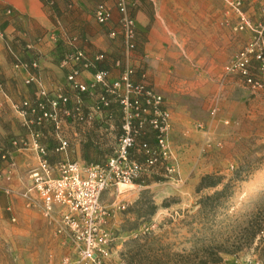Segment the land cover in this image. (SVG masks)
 Listing matches in <instances>:
<instances>
[{"label": "rangeland", "instance_id": "rangeland-1", "mask_svg": "<svg viewBox=\"0 0 264 264\" xmlns=\"http://www.w3.org/2000/svg\"><path fill=\"white\" fill-rule=\"evenodd\" d=\"M43 1L50 23L70 26L78 34L94 29V10L105 0ZM106 1L113 9L110 0ZM127 1L131 17L141 7L151 18L157 12H169L164 9L167 1ZM216 1L219 8L229 7L225 0ZM242 1L256 10L251 18L260 24V0ZM6 13L13 15L14 10ZM250 31L242 49L253 39ZM135 50L127 51L124 45L127 65L137 74L142 64L132 62ZM224 69L218 71V80L186 78L175 85L160 80L155 85L141 74L140 82L160 93L171 120L174 115L179 121L174 147L170 140L176 160L158 164L134 186L120 185L104 193L102 202L113 214L109 264H264V71L258 62L252 63V73L262 83L253 90ZM192 70L194 67L188 70L182 64L183 75ZM111 143L114 146L116 139ZM168 166H174L176 172L168 173ZM209 176L220 183L198 191L202 179ZM115 201L130 211L121 232L113 225ZM6 203L0 194V264H62L65 257L56 259L50 252V234L45 236L44 231L39 237L41 230L33 226L39 213L23 207L12 222ZM135 214L143 219L137 221ZM254 218L262 221L261 231L250 243L248 227ZM114 237L121 244L122 255L114 253ZM39 243L41 249L35 251Z\"/></svg>", "mask_w": 264, "mask_h": 264}, {"label": "crops", "instance_id": "crops-1", "mask_svg": "<svg viewBox=\"0 0 264 264\" xmlns=\"http://www.w3.org/2000/svg\"><path fill=\"white\" fill-rule=\"evenodd\" d=\"M163 1H167L164 9H168V13L157 12L151 18L141 7L132 16L136 28V50L131 56L132 62L136 65L142 64V71L133 77L136 83H141L142 73L147 79L154 80L155 85L159 80L168 85L186 78L218 80V71L229 63L251 37L249 28L243 31L238 28L241 14L252 25L259 21L252 20L251 15H256V10L246 6L242 0H239L242 3L241 14L227 2L229 7L219 8L216 0ZM110 2L113 6V18L108 26L101 27L93 23V30H82L76 34L70 26L65 28L50 23L48 8L43 0H0V83L3 88L0 93V146L14 151L17 166L10 183L5 178L0 179V194L6 199L12 217H16L17 211L25 207L19 191L30 184L29 171L38 166L40 161L39 153L31 146L19 152L13 150L12 146L15 139L25 138L30 144L32 141L31 132L24 126L25 119L16 110V105L21 102L33 101L38 90L36 83L26 84V81L35 76L47 91L68 95L71 98L70 106H73L78 95L68 85L70 66L63 67L62 62L75 50H83L90 56L105 53L106 59L100 63L99 68L110 72V81L118 80L128 66V61L124 57L123 40H111L107 36L108 31L119 27L121 17L114 6V0ZM259 4L258 15L261 14L263 2L260 0ZM7 9H13V15H8ZM118 61L120 66L116 65ZM34 63H37L36 68L33 67ZM182 64L185 69L191 70L194 67V70L183 75ZM79 79L89 83L93 80V74L83 71ZM81 96L85 99V109H89L96 101L95 95ZM178 122L173 115L170 135L172 145L176 128L179 127ZM120 127L121 113L116 105L99 116L92 125L66 122L61 131L69 146L61 152L55 151L59 141L53 124H46L41 128L33 127V130L40 132L39 142L47 149L48 161L55 168L61 162L105 164L111 157V140L119 137ZM147 131L138 143L148 142L154 145L155 137L151 131ZM132 158L139 162L145 160V156L136 151ZM7 185L14 190L8 195L1 189ZM179 188L182 186L179 185ZM153 204L159 206L157 202ZM114 205L113 225L121 232L130 211H125L126 207L119 201H115ZM37 216L38 220L34 221L33 226L41 230L39 237L44 235V231L45 236L50 234L53 239L51 254L56 259L61 256L73 257L68 245L64 244V236L55 234L58 223L50 225L40 214ZM135 216L137 221L143 219L139 214ZM116 240L114 237V253L122 255L121 244ZM35 248V251L40 250L41 243ZM55 263L61 264V261Z\"/></svg>", "mask_w": 264, "mask_h": 264}, {"label": "built area", "instance_id": "built-area-1", "mask_svg": "<svg viewBox=\"0 0 264 264\" xmlns=\"http://www.w3.org/2000/svg\"><path fill=\"white\" fill-rule=\"evenodd\" d=\"M225 1L241 14V1ZM115 8L121 15L119 27L111 29L108 36L112 40L121 38L127 51H134L136 28L129 13V3L127 0H115ZM112 12L106 2L99 3L94 10L96 23L108 26L112 22ZM261 12L263 18L258 25H252L241 14L239 30L250 28L254 36L224 69L227 74L241 77L253 90L260 89L262 83L254 77L252 63L258 62L264 71V6ZM105 59L103 52L90 56L83 50H75L64 59L62 66H70L68 85L78 95L73 106H70L68 95L47 91L35 76L26 81V84L38 85L34 100L16 105V110L25 119L24 126L31 132L32 141L30 144L25 138L15 139L12 141L13 150L24 151L31 146L40 156L38 166L29 171L30 184L19 191V195L25 208L37 211L50 225L58 223L55 234L64 236V244L68 245L74 257H65L62 264H109L113 252L110 232L113 214L102 202L104 193L120 185H134L151 174L158 164L176 160L170 143L172 120L165 108L164 97L145 83H136L133 80L135 70L129 66L118 80L110 81V72L99 68ZM116 65L120 66V62ZM33 67L36 68L37 63ZM83 71L93 74L91 82L80 81ZM99 89L101 92H98ZM81 95H95L96 101L85 109V99ZM114 105L121 113L120 135L105 164L61 162L55 168L51 166L47 149L39 142L41 134L33 127L53 124L59 141L55 151H65L69 143L62 135L64 123L92 125ZM214 114L215 110L212 111ZM109 118L112 119L111 116ZM147 130L155 137L154 145L138 143L148 133ZM134 151L144 155L145 160L139 162L133 159ZM13 153L0 146V179L5 178L9 183L17 168ZM176 170L174 166L167 167L168 173ZM1 189L7 195L14 192L10 185ZM12 222H16L15 217H12ZM47 264L54 263L49 261Z\"/></svg>", "mask_w": 264, "mask_h": 264}, {"label": "trees", "instance_id": "trees-1", "mask_svg": "<svg viewBox=\"0 0 264 264\" xmlns=\"http://www.w3.org/2000/svg\"><path fill=\"white\" fill-rule=\"evenodd\" d=\"M219 183H220V181L213 179V177H211V176L205 177L202 179V182L198 188V191H201V190L206 189V188L216 187ZM261 224H262V221L255 219V218H254V220L250 221L248 229L250 230L251 235H249L247 237L249 239L250 243H252V241L256 237L257 233L261 231L260 230Z\"/></svg>", "mask_w": 264, "mask_h": 264}]
</instances>
